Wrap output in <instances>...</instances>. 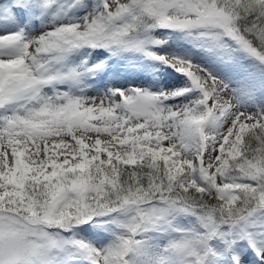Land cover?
<instances>
[{"label": "snow or ice", "instance_id": "1", "mask_svg": "<svg viewBox=\"0 0 264 264\" xmlns=\"http://www.w3.org/2000/svg\"><path fill=\"white\" fill-rule=\"evenodd\" d=\"M0 26V264H264V0H0Z\"/></svg>", "mask_w": 264, "mask_h": 264}, {"label": "rangeland", "instance_id": "2", "mask_svg": "<svg viewBox=\"0 0 264 264\" xmlns=\"http://www.w3.org/2000/svg\"><path fill=\"white\" fill-rule=\"evenodd\" d=\"M171 74L173 75V77L170 78V80H169V82H168L169 86H171L172 83H178L179 80L181 79V78L179 77L178 74L172 72L171 69H168V70H167L166 77H167V75H171ZM167 81H168V77H167Z\"/></svg>", "mask_w": 264, "mask_h": 264}, {"label": "bare ground", "instance_id": "3", "mask_svg": "<svg viewBox=\"0 0 264 264\" xmlns=\"http://www.w3.org/2000/svg\"><path fill=\"white\" fill-rule=\"evenodd\" d=\"M2 31H3V27L0 26V32H2ZM167 77H168V81L167 82H169L170 78H172L173 75L172 74L171 75H167Z\"/></svg>", "mask_w": 264, "mask_h": 264}]
</instances>
